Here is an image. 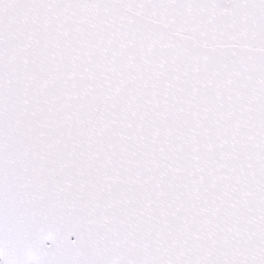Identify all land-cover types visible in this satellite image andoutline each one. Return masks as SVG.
<instances>
[{
  "label": "snow or ice",
  "instance_id": "1",
  "mask_svg": "<svg viewBox=\"0 0 264 264\" xmlns=\"http://www.w3.org/2000/svg\"><path fill=\"white\" fill-rule=\"evenodd\" d=\"M0 264H264V0H0Z\"/></svg>",
  "mask_w": 264,
  "mask_h": 264
}]
</instances>
